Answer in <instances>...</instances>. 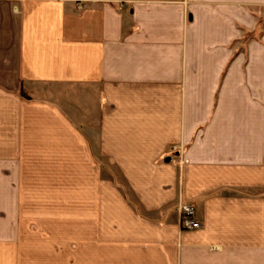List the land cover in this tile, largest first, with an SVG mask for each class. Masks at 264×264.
<instances>
[{
  "label": "crops",
  "instance_id": "1",
  "mask_svg": "<svg viewBox=\"0 0 264 264\" xmlns=\"http://www.w3.org/2000/svg\"><path fill=\"white\" fill-rule=\"evenodd\" d=\"M0 264H264V0H0Z\"/></svg>",
  "mask_w": 264,
  "mask_h": 264
},
{
  "label": "built area",
  "instance_id": "2",
  "mask_svg": "<svg viewBox=\"0 0 264 264\" xmlns=\"http://www.w3.org/2000/svg\"><path fill=\"white\" fill-rule=\"evenodd\" d=\"M181 211V228L183 230H195L199 228V224L194 220V205L185 203L179 206Z\"/></svg>",
  "mask_w": 264,
  "mask_h": 264
},
{
  "label": "rangeland",
  "instance_id": "3",
  "mask_svg": "<svg viewBox=\"0 0 264 264\" xmlns=\"http://www.w3.org/2000/svg\"><path fill=\"white\" fill-rule=\"evenodd\" d=\"M249 40H250V34H249V32L247 31V32H245L242 36H241V38H240V43H241V48L242 47H244L248 42H249ZM233 45H234V41H231L229 44H228V48L229 47H233Z\"/></svg>",
  "mask_w": 264,
  "mask_h": 264
},
{
  "label": "water",
  "instance_id": "4",
  "mask_svg": "<svg viewBox=\"0 0 264 264\" xmlns=\"http://www.w3.org/2000/svg\"><path fill=\"white\" fill-rule=\"evenodd\" d=\"M169 160H170V159H169V158H167L165 162H169Z\"/></svg>",
  "mask_w": 264,
  "mask_h": 264
},
{
  "label": "trees",
  "instance_id": "5",
  "mask_svg": "<svg viewBox=\"0 0 264 264\" xmlns=\"http://www.w3.org/2000/svg\"><path fill=\"white\" fill-rule=\"evenodd\" d=\"M22 97H23V98H25V99H27V97H26V96H24V95H23Z\"/></svg>",
  "mask_w": 264,
  "mask_h": 264
}]
</instances>
